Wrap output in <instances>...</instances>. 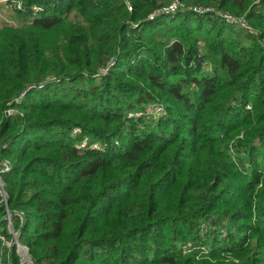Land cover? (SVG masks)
<instances>
[{"label":"trees","instance_id":"trees-1","mask_svg":"<svg viewBox=\"0 0 264 264\" xmlns=\"http://www.w3.org/2000/svg\"><path fill=\"white\" fill-rule=\"evenodd\" d=\"M173 1L21 0L0 26V176L32 264H264V0H179L251 31L148 20ZM6 214L0 194L11 243Z\"/></svg>","mask_w":264,"mask_h":264},{"label":"built area","instance_id":"built-area-1","mask_svg":"<svg viewBox=\"0 0 264 264\" xmlns=\"http://www.w3.org/2000/svg\"><path fill=\"white\" fill-rule=\"evenodd\" d=\"M21 3H22L21 0H0V4L11 5L14 7H19L21 5ZM128 10L131 11V7L129 5H128ZM178 10H187V11H190V12L196 14V15H209V14H211V15L215 16L216 18H218L222 21H226L228 23L233 24L234 26L238 27L239 29H245V30L251 29L244 18H237V17H234L228 13L216 11L211 7L193 6V7L186 8L182 3L179 2V0H174L171 4L154 11L153 13H151L148 16V20L149 21L153 20L156 17L161 16V15L170 16V15L175 14ZM114 65H115V61L111 60L110 63L105 68H102L98 71V73L96 74L95 77L106 75L108 70L110 68H112ZM48 81H49V79H47L45 82H48ZM36 87L42 88L43 86H42V84H40V85H37ZM36 87L34 85L30 86L28 88V90L32 89V88H36ZM15 101H18V99H16ZM164 113H165L164 108L161 105L150 104L142 110L129 113L127 115V118L128 119L148 118V119L156 120V119L162 117L164 115ZM6 114H9V112H7ZM86 147H87V145L84 143L81 145V148H86ZM93 148H96V147L93 146ZM98 149H100V148H98ZM4 167H5V169L3 171H8L6 165H4ZM3 171H1V172H3ZM1 189H2V182H1V176H0V194L3 198V203H5V197H4V194L2 193ZM7 222L9 225L8 230L13 236L12 242L11 243L5 242V238L1 235H0V241L2 243H6L9 247L12 244H15L16 253L18 255L19 254L23 255L25 253L24 251L25 250L27 251V248L24 246H21L19 244L18 237H16V234L12 230L10 218L7 219Z\"/></svg>","mask_w":264,"mask_h":264},{"label":"rangeland","instance_id":"rangeland-1","mask_svg":"<svg viewBox=\"0 0 264 264\" xmlns=\"http://www.w3.org/2000/svg\"><path fill=\"white\" fill-rule=\"evenodd\" d=\"M34 9V12H37L38 11V9L37 8H33ZM23 10V4L21 3V5L19 6V7H14V6H11V5H5V4H0V26H3L4 24H8V25H10V26H14V27H20L21 25H20V22L19 21H17V19L15 18V12H18V11H22ZM202 16H204V15H202ZM220 20V19H219ZM226 24H228L229 26H231L232 28H234V29H239L238 27H236V26H234L233 24H231V23H228V22H226V21H224ZM247 22V21H246ZM248 23V22H247ZM248 25H249V23H248ZM249 27L251 28V26L249 25ZM245 30V29H244ZM252 30V28L250 29V30H248V31H251ZM200 45H202V43H199ZM202 66H203V69H204V71L205 72H207V73H211L212 72V70L213 69H211V65L210 64H208L207 62H205V63H203L202 64ZM150 104H158V103H156V102H150L149 104H143L142 106H144L142 109H144L145 107H147L148 105H150ZM160 105V104H159ZM162 106V105H161ZM140 107V106H139ZM163 107V106H162ZM138 108V107H137ZM164 108V107H163ZM142 109H139V110H142ZM246 109L248 110V111H251V106L250 105H247V107H246ZM139 110H132V111H129V112H127L126 113V117H127V115L129 114V113H131V112H134V111H139ZM164 112H165V109H164ZM11 112L9 111V114H10ZM165 114V113H164ZM164 116V115H163ZM139 119H145V120H148V121H151V120H153V119H148V118H139ZM74 133L75 134H78V133H80L79 132V130L78 129H75L74 130ZM242 132L238 135V139H241L242 138ZM86 144L87 146L89 145V147L90 148H92V149H98V148H101L102 146H101V144L99 143V142H92V143H90L89 144V141H88V139L85 137L83 140H82V142L79 144V145H77V148L78 149H82L81 148V145L82 144ZM93 146H95L96 148H93ZM99 150V149H98ZM8 207V206H7ZM8 218H10V220H11V217H10V215L9 214H6V220L8 219ZM25 253L23 254V255H21V254H17L18 255V257L20 258V262H21V264H30L31 263V259H30V256H29V254H28V249H27V251L25 250L24 251ZM201 252H204V251H201Z\"/></svg>","mask_w":264,"mask_h":264},{"label":"water","instance_id":"water-1","mask_svg":"<svg viewBox=\"0 0 264 264\" xmlns=\"http://www.w3.org/2000/svg\"><path fill=\"white\" fill-rule=\"evenodd\" d=\"M1 191H2V193L4 194L3 189H1ZM4 197H5V195H4ZM7 206H8V204H7L6 200H5L4 207H5V209H6V213L9 214V213H8V210H7ZM16 237H18L17 234H16ZM30 264H32V263H30Z\"/></svg>","mask_w":264,"mask_h":264}]
</instances>
